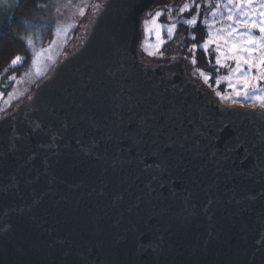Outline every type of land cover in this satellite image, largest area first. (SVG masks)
<instances>
[{
	"label": "water",
	"instance_id": "95a60500",
	"mask_svg": "<svg viewBox=\"0 0 264 264\" xmlns=\"http://www.w3.org/2000/svg\"><path fill=\"white\" fill-rule=\"evenodd\" d=\"M159 0H106L0 120V264H264V111L139 52Z\"/></svg>",
	"mask_w": 264,
	"mask_h": 264
},
{
	"label": "rangeland",
	"instance_id": "374dc122",
	"mask_svg": "<svg viewBox=\"0 0 264 264\" xmlns=\"http://www.w3.org/2000/svg\"><path fill=\"white\" fill-rule=\"evenodd\" d=\"M16 1L0 0V30L5 27L9 11ZM105 1L52 0L40 3L38 10L28 12L29 19L26 17L25 23L28 30L26 39L31 60L23 72L11 76L7 82L0 85V120L9 116L19 105L30 100L37 86L53 74L65 57L82 45ZM262 4L264 0H251L250 4L247 0H206L199 3H194L193 0L185 2L177 0L172 5L159 1L153 9L146 13L142 21V39L139 50L141 57L143 56L142 58L147 61H158L157 59L164 56L163 46L174 37L178 24L184 23L192 28L201 22L206 26V39L199 46H191L189 49L191 52L181 60L184 62L186 75L192 81L203 83L212 91L218 102L224 105L264 111V103L256 99V96H264V91L250 93L252 98H245L243 94L245 89L239 87L240 80L231 71L235 69L236 64L229 58L232 55V39L228 35L232 31L229 25H234L237 32L244 31L243 22L235 23L238 19L247 20L249 28H251V21L255 20L258 23L264 20V16L260 15L264 12ZM185 5H188V8L181 12L180 8ZM157 12H161L162 15L155 17ZM230 16L231 19H229ZM154 18L155 22H153ZM194 18L197 21L195 25L186 23L187 20ZM174 24L176 27L170 35L168 29ZM157 32H159L160 39L164 41L159 48H157L159 43ZM251 36L256 39V46L260 47L262 44L260 38L264 37V33L258 29H251ZM44 40H46L45 45H43ZM243 41H245L243 35L236 36L237 52ZM205 43L209 45L206 51L201 47ZM194 46L195 50H193ZM217 47L221 51H216ZM199 48L207 55V64L212 67L208 68L209 71L197 68L196 63H192L193 59L196 61L194 54ZM253 55H259V53H253ZM17 57L21 59L12 65L16 66L21 63L22 56ZM217 58L221 59V64H227L229 67L217 65ZM200 72L210 76L211 79L206 81L205 76L200 75ZM256 72V69L252 70L253 75H256ZM229 79L238 86L241 95L237 96L236 91L228 86ZM250 82L257 83L255 80ZM259 88L264 90V81L259 82Z\"/></svg>",
	"mask_w": 264,
	"mask_h": 264
},
{
	"label": "trees",
	"instance_id": "16d2710c",
	"mask_svg": "<svg viewBox=\"0 0 264 264\" xmlns=\"http://www.w3.org/2000/svg\"><path fill=\"white\" fill-rule=\"evenodd\" d=\"M47 1L52 0H17L9 11L6 25L0 30V85L7 82L11 76L23 72L29 65L31 59L29 44L26 39L28 36V30L25 20L26 17L29 19V11L38 10V5L40 3H46ZM158 2L159 1H157L155 5ZM153 7L151 9H153ZM205 39L206 26L201 22H198L192 28L184 23H180L178 24L174 37L164 44L162 49L164 56L157 59V62H169L171 60L181 61L186 54L191 52L189 51L191 46H199ZM45 41L46 40L43 41V45L46 44ZM19 55L22 56L21 63L16 66L12 65V61ZM194 55L196 57L197 68L208 70V68L211 67L208 66L207 55L201 48H199Z\"/></svg>",
	"mask_w": 264,
	"mask_h": 264
},
{
	"label": "snow or ice",
	"instance_id": "6c2138e0",
	"mask_svg": "<svg viewBox=\"0 0 264 264\" xmlns=\"http://www.w3.org/2000/svg\"><path fill=\"white\" fill-rule=\"evenodd\" d=\"M247 3L250 4L251 0H247ZM261 7L264 8V4H262ZM186 8H188V5H185L184 7L180 8V11L183 12L185 11ZM161 15H162L161 12H157L155 14V17H159ZM260 15L264 16V12H261ZM229 19H231V16L229 17ZM153 22H155V18ZM241 22L245 24V28L243 32H237L234 25H229V28L232 29V31L228 33V35L232 39V43H231L232 55L229 58L235 61L236 64L235 69L234 70L230 69V70L233 71V73L237 75V78L240 80L239 87L245 89L243 93L245 98L250 99L252 98L250 93H257L264 91L259 88V82L264 81V37L260 38L262 44L260 47H257L256 39L251 36V29H258L261 33H264V20H260L258 23L255 20L251 21V28H249L247 20L241 21L238 19L235 23H241ZM186 23L189 25H195L197 21L194 18L187 20ZM175 27L176 26L174 24L171 28L168 29V33L170 35L173 33ZM233 33H235V35H233ZM238 35H243L245 37V41L242 42L239 52H237V45L235 43L236 36ZM157 39L159 42L157 48H159V45L164 43V41L161 40L159 37V32H157ZM208 46H209L208 43H205L201 47L206 51L208 49ZM193 50H195V46L193 47ZM216 51H221V49L217 47ZM253 53H259V55L254 56ZM20 59H21L20 57H16V59L13 60L12 63L16 64L17 61H19ZM192 63L193 64L196 63L195 59H193ZM216 63L221 67H229L227 64H221L220 58H217ZM245 66H246V70H245ZM253 69L257 70L256 75L252 74ZM200 75L205 76L206 81L208 79H211L210 76H206L203 72H200ZM251 80H255L257 83L252 84L250 82ZM228 86L236 91L237 96L241 95L238 86L234 82H232L231 79H229ZM256 99L264 103V96H256Z\"/></svg>",
	"mask_w": 264,
	"mask_h": 264
},
{
	"label": "flooded vegetation",
	"instance_id": "af4514ba",
	"mask_svg": "<svg viewBox=\"0 0 264 264\" xmlns=\"http://www.w3.org/2000/svg\"><path fill=\"white\" fill-rule=\"evenodd\" d=\"M160 2H165L166 4L168 5H172V3H175L177 0H159ZM185 1H188V0H184ZM206 0H195L194 3H199V2H205ZM184 64V62H182ZM185 68V67H184ZM190 69V68H189ZM185 72H186V69H185Z\"/></svg>",
	"mask_w": 264,
	"mask_h": 264
}]
</instances>
